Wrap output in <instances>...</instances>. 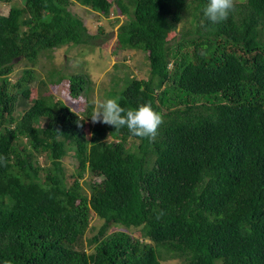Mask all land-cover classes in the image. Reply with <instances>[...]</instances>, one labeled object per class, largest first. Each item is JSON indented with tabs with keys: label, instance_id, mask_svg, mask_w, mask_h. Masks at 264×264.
I'll use <instances>...</instances> for the list:
<instances>
[{
	"label": "trees",
	"instance_id": "1",
	"mask_svg": "<svg viewBox=\"0 0 264 264\" xmlns=\"http://www.w3.org/2000/svg\"><path fill=\"white\" fill-rule=\"evenodd\" d=\"M0 2V264H264V0H235L215 24L209 0ZM76 4L97 23L124 18L113 53H143L149 78L117 77L107 96L150 103L155 139L88 129V75L32 68L65 46L100 47L105 29L91 35ZM191 6L194 31L168 40ZM64 82L90 104L84 117L55 97ZM85 174L102 181L85 189Z\"/></svg>",
	"mask_w": 264,
	"mask_h": 264
},
{
	"label": "rangeland",
	"instance_id": "2",
	"mask_svg": "<svg viewBox=\"0 0 264 264\" xmlns=\"http://www.w3.org/2000/svg\"><path fill=\"white\" fill-rule=\"evenodd\" d=\"M16 1L20 2V0ZM78 5L79 4L73 6L72 11L84 21V24L87 26L91 35H97L99 27L105 29V34L102 35V37H100V39L97 41V44H99L100 47L71 45L62 47L60 48L61 50L54 51V53L51 54V59H48L46 55L41 56L38 64L32 66V68L39 74L41 79L47 81L48 71L52 69H57L64 75H72L75 73L86 74L92 82V91L90 92V103L92 104L96 99L103 100L108 98L107 93L110 91V87L113 86V80L117 77H124L126 74L131 72L130 74L136 75L139 79H148L150 69L143 53H138L135 51L123 52L119 50H117L116 53H113L114 48L117 46L116 35L118 32V27L124 18H121L122 21L120 23L115 24L113 22L116 19V15H112L110 17V24L109 21L108 24L106 22L97 23V20L95 19V12L86 9V7L84 8L81 7V5ZM193 10L194 6L186 8L183 14L182 23L178 26L176 31L170 33L168 40H178L181 36L185 34L187 35L188 32L194 31L195 23L193 22ZM0 11L2 14L6 15L9 12V5L0 2ZM124 57L126 58V62H123ZM115 63H117L118 69L114 68L113 64ZM25 68L26 67L24 65L17 66L12 80L15 81L17 78H19L20 73ZM55 89L57 90L54 92V95L57 99L64 100L73 111L84 117V115L87 113V107L89 109L90 105L86 100H83V98L79 99L78 101L71 99L68 95L66 82L62 83V85L56 87ZM25 91L27 92V102L29 104L33 103L37 98V89L26 87ZM88 123V129H92L96 124H103L93 123L92 119L89 120ZM64 166L67 174L70 175L76 169L77 164H75L73 159L67 157L64 160ZM89 181L99 183L102 181V178H92L89 177L88 174H85L84 179L81 181L85 189H88V186L86 185ZM98 226L99 225L96 224V227ZM116 230H123L134 234L138 229H123L115 228L113 226L110 228V231ZM162 264H179V261L168 260L163 261Z\"/></svg>",
	"mask_w": 264,
	"mask_h": 264
},
{
	"label": "clouds",
	"instance_id": "3",
	"mask_svg": "<svg viewBox=\"0 0 264 264\" xmlns=\"http://www.w3.org/2000/svg\"><path fill=\"white\" fill-rule=\"evenodd\" d=\"M234 9L235 0H209L203 14L215 24L226 21ZM206 54L205 51H201L202 56ZM93 104L90 115L93 123L114 126L115 129L126 127L130 135L135 137L155 139L158 127L163 122L162 115L154 111L150 103L140 104L135 109H125L116 98H105L96 99ZM6 164V157L0 156V165Z\"/></svg>",
	"mask_w": 264,
	"mask_h": 264
}]
</instances>
